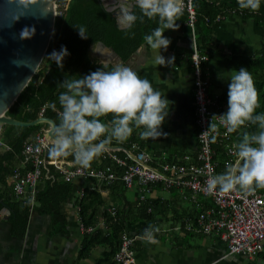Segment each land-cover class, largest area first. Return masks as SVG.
<instances>
[{"label": "trees", "instance_id": "16d2710c", "mask_svg": "<svg viewBox=\"0 0 264 264\" xmlns=\"http://www.w3.org/2000/svg\"><path fill=\"white\" fill-rule=\"evenodd\" d=\"M194 5L197 11L198 42L202 47V53H206L205 47L209 45L212 33L224 19L218 21V15L225 17L236 12L264 25V0H261L259 9L255 11L241 9L237 0H194ZM133 11L137 15V20L131 28L124 29L117 27L116 15L107 10L102 0H71L65 17H56L55 28L57 32L53 34L45 54L49 67L47 68L45 63H41L7 114L22 121H33L42 112L43 116L55 120L58 124L59 112L61 111L59 95L66 91L61 82L78 79L80 75L83 76L100 67L104 70H110L114 66L112 63L98 62L91 56V48L94 45L100 41L103 42L106 46L113 48L122 61L126 63L146 43L144 36L150 34L156 27L162 26L158 18L143 17L136 5H134ZM186 21L187 11L183 9L177 17V28L186 25ZM81 27L84 29L83 34L87 38H81L78 35L77 28ZM61 45L66 46L70 53L64 58L62 68L58 67L55 61L47 55L53 49L59 50ZM240 67L247 68L253 78L259 103L255 112L264 114V47L257 55L242 59L238 64V69ZM203 70L205 72V61ZM219 108L223 111L227 110V93L220 95L217 102L214 101L212 110L215 112ZM48 127V123L32 126L6 124L0 132V200L4 201L11 210L12 232L17 236L25 234L32 211H37L40 215H50L54 233H69L71 221L65 213L64 204L72 203L75 206V211L77 209L83 225L86 228L93 227L91 231L80 234L81 244L77 254L78 261L90 258L93 251L98 249L100 256L96 264H123L116 260V254L120 251L126 234L145 238V228L151 227L154 229L153 238L160 236L164 238L170 229L164 230L163 226L170 224L172 229H179L180 234L193 235L192 233L195 231H188L186 228L187 217L195 219L201 211L214 205L210 197L199 195L194 201L187 193L185 196H180L179 206L183 208V203V209L180 207H177L178 209L171 208L173 205L166 203V201H160L158 198L152 199L148 195L143 201L138 198V203L135 205L132 202L131 204L123 202L108 210L106 208L108 201L102 197V190H109L114 185L123 189L126 188L122 175L134 162L128 159L127 165L122 166L114 157L108 156L106 151L94 158L90 167L105 172L110 167L119 177L113 184L106 185L94 178H81L83 181L80 184V189H83L84 194L80 196L77 189L78 179L66 180L63 173L51 164L48 165L51 177L43 178V188L37 189L34 193V202L29 201L27 198L31 196L30 193L17 194L14 190L15 180L9 184L8 177L15 176V171L25 174L32 168L30 162L24 161L25 145L28 142L36 141L37 136ZM258 131L257 125L251 123H246L238 130L241 138L246 132L252 134ZM236 139L237 144L242 140ZM213 143L216 171L219 174L225 171L229 156L226 145L218 144L216 138ZM130 147L132 146L128 145V148ZM114 154L121 158L125 157L122 152L116 151ZM51 157L48 151L47 158L50 159ZM65 157L75 161L71 154ZM157 162L153 158L152 163ZM158 184L166 191L177 192L176 190H178L176 185L168 189L161 183L156 185ZM258 190L263 191L264 188H258ZM2 207L0 203V210ZM159 218L162 221H159ZM131 249H137L136 241L131 245Z\"/></svg>", "mask_w": 264, "mask_h": 264}, {"label": "crops", "instance_id": "0c3cea01", "mask_svg": "<svg viewBox=\"0 0 264 264\" xmlns=\"http://www.w3.org/2000/svg\"><path fill=\"white\" fill-rule=\"evenodd\" d=\"M163 27L162 25L161 28ZM163 34L170 38L171 43L162 55L166 60L168 57H174L171 64L155 65L154 57L157 51L151 49L147 43H144L126 63L119 64H124L141 77L149 79L152 86L169 100V115L162 125L166 135L156 139H142L139 135L142 128L134 127L132 134L125 141L112 139L109 143L118 146L115 149L109 148L111 151L122 152L125 157L128 152L135 153L137 147L145 150L152 159L158 161L152 163L154 166H158L162 160L174 159L179 162L185 154H192L194 157L199 147L195 121L191 35L186 25L182 28L166 29ZM263 47V24L236 12L224 17L212 33L209 45L205 47L207 59L204 75L210 81L209 95L213 101L217 102L220 95L227 93V80L238 69L239 62L247 56L257 55ZM99 53L101 51L97 52L94 45L91 48V56L105 64ZM99 119L110 124L112 114L101 116ZM234 134L236 138L242 139L238 130ZM128 145L132 147L128 148ZM14 180L13 175L8 177L9 184ZM82 181L77 180L79 192L82 190ZM43 186L41 181L37 189H42ZM164 191L168 196L163 194ZM176 191H166L158 184L151 188L148 195L152 199L166 201L173 205L171 208L178 209L182 195ZM102 195L108 201H104L106 207L123 202H132L135 205L138 198L140 199L137 185L124 189L114 185L102 192ZM182 205L184 208L183 203ZM64 207L71 221L67 234L52 231L50 215H40L37 211H32L25 234L17 236L12 232L10 215L0 214V264H96L100 256L98 249L93 251L90 258L78 261L77 254L81 244V232L76 223L78 213L72 203H65ZM159 221L162 220L159 218ZM169 225L163 226L164 230L170 229V235L165 234L167 237L153 238L151 242L148 238H142L135 250L136 264H264V252L253 258L229 254L227 244L219 234L184 235L179 233V229H172Z\"/></svg>", "mask_w": 264, "mask_h": 264}, {"label": "clouds", "instance_id": "9594fccd", "mask_svg": "<svg viewBox=\"0 0 264 264\" xmlns=\"http://www.w3.org/2000/svg\"><path fill=\"white\" fill-rule=\"evenodd\" d=\"M237 2L241 9L252 11L258 10L261 4V0ZM135 5L143 17L158 18L164 26L163 29L156 27L144 36L150 48L157 51L155 65L171 64L174 57L166 60L162 55L171 43L163 33L166 29L178 27L177 17L183 10L181 0H135ZM136 20L137 15L131 7L122 4L116 16L117 27L129 29ZM28 28V25L21 28V34ZM77 30L81 38H87L82 27ZM47 55L62 68L64 58L70 53L61 45L59 50L53 49ZM61 83L66 91L59 95V123L53 129L54 140L49 146L53 158L71 154L77 164L87 168L112 139L125 141L134 127L142 128L139 132L142 139L166 135L162 125L169 115V100L152 86L149 79L124 64H115L110 70L100 67L78 79ZM227 88V110L217 115L219 124L229 133L246 123L257 125L259 131L244 133L236 145L237 160L226 164L224 172L211 177L208 186L221 192H230L237 187L251 192L264 188V114L255 112L259 107L257 90L247 68L235 70L227 80ZM110 113V124L99 119ZM209 127L215 130L217 125L210 124ZM212 139L215 140V136ZM153 231L151 227L144 230L150 242L153 241Z\"/></svg>", "mask_w": 264, "mask_h": 264}, {"label": "built area", "instance_id": "2783aa9c", "mask_svg": "<svg viewBox=\"0 0 264 264\" xmlns=\"http://www.w3.org/2000/svg\"><path fill=\"white\" fill-rule=\"evenodd\" d=\"M70 1L67 0L65 3L62 0H57V17H65ZM181 3L182 9L187 11L186 26L192 40L191 64L193 68L195 121L198 126L199 141L196 155L193 157L192 154H185L179 162L174 159H170L171 161L162 160L158 166H154L152 165L151 155L139 147L135 148V153L128 152L125 158L118 157L109 148L104 149V151L107 150L108 156L114 157L122 166L127 165L128 159L134 162L125 170L122 179L126 187H132L133 185L139 187V197L142 201L146 200L151 188H154L157 183H161L168 189L176 185L182 196L189 193L188 195L194 201L199 195L210 197L214 205L201 211L195 219L187 217L185 223L187 230L196 233L219 234L226 242L229 254L245 255L253 258L264 252V190L259 191L256 188L249 192L237 187L230 192H221L218 188L213 189L208 186L209 179L218 174L214 160L215 150L212 137L215 136L218 144L226 145L229 156L226 164L234 163L237 160L236 145L238 141L234 132H227L219 124L217 115L225 112L221 109L222 107L215 112L212 110L214 101L208 93L210 81L205 77L203 70V63L206 61L207 56L202 53V47L198 42L197 11L194 0H181ZM223 18L224 15H218L217 20L221 21ZM40 115H43L42 112ZM210 124L217 125V128L213 130L209 127ZM47 131L48 129H44L43 133L37 136L36 141L28 142L25 145L24 161L30 162L32 168L26 171L25 174L15 171L14 190L17 194L28 192L31 196L26 198L34 202L36 187L44 177H51L48 164H54L68 181L79 178H94L100 183L110 185L119 178L110 167L105 172L98 171L90 166L84 168L76 161H71L65 156L47 159L49 146L53 143L47 137ZM104 191L107 190H102V192ZM83 194L82 189L80 196H83ZM112 206L114 205H109L106 208L110 210ZM76 223L81 233L93 229L90 226L86 228L79 215ZM137 237L141 236H131V234L124 236L121 249L116 254L117 261L123 264H136V251L131 249V245L134 244ZM144 237L147 238V236Z\"/></svg>", "mask_w": 264, "mask_h": 264}, {"label": "water", "instance_id": "95a60500", "mask_svg": "<svg viewBox=\"0 0 264 264\" xmlns=\"http://www.w3.org/2000/svg\"><path fill=\"white\" fill-rule=\"evenodd\" d=\"M57 0H0V132L4 125L32 126L48 123L47 137L53 142V129L56 121L39 116L33 121H22L9 116L7 111L17 100L21 92L31 81L43 61L50 45L56 22ZM108 11L116 16L121 5L133 7L131 0H102ZM29 28L23 35L21 28ZM97 52L105 64H119L123 62L119 54L103 42L96 45ZM106 148L115 149L118 146L107 145ZM2 209L0 214L10 215L11 210L0 200ZM7 217V216H6ZM4 217V218H6ZM3 218V219H4Z\"/></svg>", "mask_w": 264, "mask_h": 264}, {"label": "rangeland", "instance_id": "374dc122", "mask_svg": "<svg viewBox=\"0 0 264 264\" xmlns=\"http://www.w3.org/2000/svg\"><path fill=\"white\" fill-rule=\"evenodd\" d=\"M62 2H65V3H66L67 0H62ZM56 4H57V2H56ZM57 9H58V5H56V10H57ZM58 17H59V16H58ZM62 17H63V16H62ZM56 32H57V29L55 28V29H54V33H56ZM54 33H53V34H54ZM45 57H46V56H44L42 63H45V66H47V68H48V67H49V64H48V61H46V58H45ZM40 65H41V64H40ZM39 67H40V66H39ZM38 69H39V68H38ZM38 69H37V70H38ZM36 72H37V71H36ZM105 149H106V147H105ZM105 151L107 152V150H105ZM51 158H52V157H51ZM51 158H50V159H51ZM47 159H48V158H47ZM48 165H51V164H48ZM48 165H47V166H48ZM53 165H54V164H53ZM14 177H16V175H15ZM79 179H81V178H79ZM15 180H16V178H15ZM36 189H37V187H36ZM163 194H164L165 196H168V193L165 192V191L163 192ZM135 241H136L137 244H139V242H142V237H137V238L135 239ZM147 244L149 245V242H148ZM147 244H146V245H147Z\"/></svg>", "mask_w": 264, "mask_h": 264}, {"label": "bare ground", "instance_id": "6f19581e", "mask_svg": "<svg viewBox=\"0 0 264 264\" xmlns=\"http://www.w3.org/2000/svg\"><path fill=\"white\" fill-rule=\"evenodd\" d=\"M57 2V1H56Z\"/></svg>", "mask_w": 264, "mask_h": 264}]
</instances>
